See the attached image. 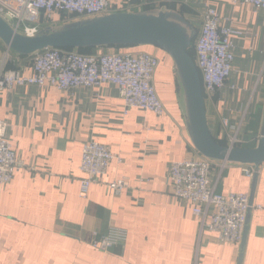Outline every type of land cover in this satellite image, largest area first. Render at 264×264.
Returning <instances> with one entry per match:
<instances>
[{
	"label": "crops",
	"instance_id": "obj_1",
	"mask_svg": "<svg viewBox=\"0 0 264 264\" xmlns=\"http://www.w3.org/2000/svg\"><path fill=\"white\" fill-rule=\"evenodd\" d=\"M205 6L242 32L234 40L226 86L204 95L209 132L228 147L222 121H241L237 147L254 148L264 109V10L230 0H183L165 11L182 15L198 34ZM6 49L0 41V63ZM114 50L144 51L159 59L154 88L162 116L126 109L108 84L68 91L15 86L0 92V120L6 121V137L23 162L12 181L0 185V264H237L240 246L200 233L190 206L172 195L171 163L203 158L188 135L173 60L154 47ZM9 56L14 69L30 62L11 51ZM87 141L106 145L120 162L113 160L81 199L80 154ZM213 162L210 180L218 193L250 195L252 178L242 171L249 166ZM117 179L129 184L119 195L106 187ZM252 201L263 209L249 210L241 264H264V164ZM115 230L124 233L122 244L106 254L91 247L94 235Z\"/></svg>",
	"mask_w": 264,
	"mask_h": 264
},
{
	"label": "built area",
	"instance_id": "obj_2",
	"mask_svg": "<svg viewBox=\"0 0 264 264\" xmlns=\"http://www.w3.org/2000/svg\"><path fill=\"white\" fill-rule=\"evenodd\" d=\"M181 1L0 0V17L16 33L33 36L46 27L113 13L165 11L170 4ZM230 2L264 10V0ZM241 36L242 32L221 18L215 8L205 6L201 27L193 41L194 62L204 95L213 96L226 86L234 62V40ZM9 55L10 50L6 49L4 60L0 63V92L15 86L54 87L68 91L108 84L116 89L126 109L137 108L156 116L164 114V107L154 88V76L160 62L153 54L144 51L116 52L114 47H109L106 53L88 54L72 49L49 48L30 56L29 64L23 69L7 68L9 62H12ZM241 124V121L232 124L229 119L222 121L223 127L229 131L228 147L240 145ZM6 131V121L0 120V185L9 184L14 173L23 167V162L6 137ZM113 160L120 162L106 145L96 141L83 144L79 164V172L82 174L79 185L81 199L87 198L91 185L106 174ZM213 163L205 158L171 163L168 177L173 189L172 195L190 206L198 220L200 233L207 231L220 243L239 245L248 211L251 208L261 210L263 207L250 206L248 193H218L216 185L210 180ZM242 171L246 177H253L252 166ZM106 187L119 195L129 184L125 179H117L107 183ZM123 240L124 233L115 230L94 235L90 245L106 254L114 246L122 244Z\"/></svg>",
	"mask_w": 264,
	"mask_h": 264
},
{
	"label": "water",
	"instance_id": "obj_3",
	"mask_svg": "<svg viewBox=\"0 0 264 264\" xmlns=\"http://www.w3.org/2000/svg\"><path fill=\"white\" fill-rule=\"evenodd\" d=\"M197 36L192 24L175 11L148 10L136 13H113L72 21L59 27H47L33 36L16 33L0 17V41L11 52L28 57L49 48L87 50L107 47H154L166 53L174 63L182 91L185 123L194 149L205 159L252 166L253 192L259 167L264 164V109L259 140L254 148L226 147L211 136L205 113L201 80L188 49ZM248 214L239 244L237 264H241Z\"/></svg>",
	"mask_w": 264,
	"mask_h": 264
},
{
	"label": "trees",
	"instance_id": "obj_4",
	"mask_svg": "<svg viewBox=\"0 0 264 264\" xmlns=\"http://www.w3.org/2000/svg\"><path fill=\"white\" fill-rule=\"evenodd\" d=\"M114 48H124V47H114ZM191 48V49H190ZM190 48L188 49V53H189V50H191V54H189L193 59L195 58V55L193 54L194 53V49H193V43L192 45L190 46ZM94 49H97V48H91V49H87V50H78V52H82L84 54H88V53H92V51ZM192 49H193V52H192ZM24 58H27V57H24ZM28 58H30V56H28ZM13 64L11 62H9V64L7 65V68H14L12 67Z\"/></svg>",
	"mask_w": 264,
	"mask_h": 264
},
{
	"label": "rangeland",
	"instance_id": "obj_5",
	"mask_svg": "<svg viewBox=\"0 0 264 264\" xmlns=\"http://www.w3.org/2000/svg\"><path fill=\"white\" fill-rule=\"evenodd\" d=\"M138 11V10H137ZM133 13H136V12H133ZM191 15H192V13H191ZM191 17V16H190ZM62 22V21H61ZM55 27H59V26H55ZM53 28H54V26H53ZM191 49V48H190ZM116 51V50H115ZM191 52V50H189V54H191L190 53ZM80 53H82V52H80ZM106 53V52H105ZM82 54H84V53H82Z\"/></svg>",
	"mask_w": 264,
	"mask_h": 264
}]
</instances>
